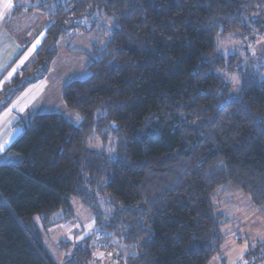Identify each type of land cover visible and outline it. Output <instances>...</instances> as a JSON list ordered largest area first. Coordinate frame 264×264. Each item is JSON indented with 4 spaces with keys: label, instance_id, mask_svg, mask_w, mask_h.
Listing matches in <instances>:
<instances>
[{
    "label": "trees",
    "instance_id": "trees-1",
    "mask_svg": "<svg viewBox=\"0 0 264 264\" xmlns=\"http://www.w3.org/2000/svg\"><path fill=\"white\" fill-rule=\"evenodd\" d=\"M38 1L51 23L34 61L2 83L0 114L86 27L89 75L62 89L79 123L56 112L17 122L8 152L20 161L0 164V264H58L44 232L75 217L73 200L94 229L58 242L63 264H101L94 253L108 247L119 264H209L229 221L218 193L264 208V0ZM225 35L244 56L218 51Z\"/></svg>",
    "mask_w": 264,
    "mask_h": 264
},
{
    "label": "crops",
    "instance_id": "crops-1",
    "mask_svg": "<svg viewBox=\"0 0 264 264\" xmlns=\"http://www.w3.org/2000/svg\"><path fill=\"white\" fill-rule=\"evenodd\" d=\"M29 4L26 0H0V90L3 82L9 81L18 71L32 61L35 52L42 43L43 31L50 24V18L43 11L31 9L33 7ZM33 15L37 16L35 17V19L37 18L35 25L31 24L33 17H31V20L28 19L29 16ZM90 28L92 27H86L84 32H80L73 39L64 41L65 45L67 44L72 48L65 46L59 50L48 76L28 86L0 114V149H2L0 150V164H12L20 161V156L8 152L9 147L21 135V130L17 126L20 117L25 118L39 113L57 111L56 113H61L66 118L71 116L73 120L70 121L75 123L81 121L77 114L65 107L61 94L67 83L80 79L82 73L87 71L89 61L86 52L89 53L93 39L92 31H89ZM97 28L99 29V27ZM38 40L39 43H37ZM72 43L79 46V49H73L76 46ZM33 45H35V48H33ZM58 58L64 63L65 69L68 71L67 74L73 77L67 83H61L63 78L51 79L54 62ZM5 67L7 68L5 69ZM55 107L58 109H55ZM89 229H91L90 232L94 229V222L93 228L89 227ZM82 237L83 233L78 235L79 240ZM103 252L96 250L94 254L96 258H101Z\"/></svg>",
    "mask_w": 264,
    "mask_h": 264
},
{
    "label": "rangeland",
    "instance_id": "rangeland-1",
    "mask_svg": "<svg viewBox=\"0 0 264 264\" xmlns=\"http://www.w3.org/2000/svg\"><path fill=\"white\" fill-rule=\"evenodd\" d=\"M65 1L67 2L70 0H65ZM33 3L36 5L39 3V1L36 0ZM33 3H30L29 5L32 7ZM50 7H52L50 10L54 8L53 6ZM33 9L42 11L41 9H36V8ZM49 12L50 11L48 12L43 11V13H45V15H47L48 17H49ZM31 17H33L32 18L33 22L31 24L35 25L37 21V18L35 19V17L37 16L36 15L29 16L28 19L31 20ZM86 22L87 24L89 23L88 21ZM100 26H103V28L106 29V32L108 33L111 32L112 28L114 27V22L112 21V19H105L103 20V23ZM84 31L85 30H83V32ZM27 34L28 33L26 32V35ZM43 35H44V31H43ZM20 44L22 43L20 42ZM72 45L76 46L75 43H72ZM41 46L42 43L40 47ZM40 47L38 48V50L40 49ZM69 48L72 47L69 46ZM73 49H79V46H76ZM217 49L224 56H229L233 54H240V55L243 54V56L245 55V49L243 48V44L241 40L230 35H225L218 40ZM249 51L252 53L253 48H250ZM34 56L32 58V61H30V63L26 67H28L34 61ZM252 60L253 63L255 64V68L256 69H258V67L260 68L261 61L258 60V58L255 55H253ZM250 62L252 61L250 60L248 61L247 58L244 59V64L247 69L251 68ZM10 66L12 67V65ZM6 68L7 67H5V69ZM67 73L68 71L65 69L64 63L59 58L55 60L54 71L51 75V79L55 80V78H60V79L63 78V81L61 83H67L69 82L68 80H71L70 78H73L72 75H68ZM88 75L89 73L85 71L82 73L81 77L79 78L82 80L87 78ZM226 79L232 82L233 93H236L239 88L238 87L240 80L239 75L233 73L227 74ZM55 109L58 108L55 107ZM68 118H70L69 120H73L71 116H69ZM97 147L99 148L100 145H98ZM72 204L77 211V215L75 216V218L65 223H61L54 227H51L44 232L45 245L50 251V253L54 254V257L57 259L58 264H63L64 262L63 260L64 254H62L59 250H57L58 242L61 240L74 241L76 234L79 232V230L82 227L86 228L87 230V231L85 230L86 233L90 232L91 229L88 230L89 227L93 228V222H92L93 217L91 212L77 200H73ZM214 206L218 207L217 210L220 213L224 214L225 217L229 219V221L222 228V231L225 234L226 238L221 247L220 253L215 258L212 259L210 264H249V262L258 261L256 260L257 257L264 255V247H263L264 246V208L261 209L255 207L248 196L235 190H232L225 194L219 192L214 200ZM96 238L102 240V235L99 233L96 235ZM250 247L256 248L257 250H260L262 252L259 254H254L253 256L247 258L246 254L248 253ZM113 250L115 249L113 248ZM113 250H111V252L109 250L108 251L105 250L102 254V257L96 259L102 261L101 264L125 263L124 260L121 259V257L117 256L118 255L117 251L114 252ZM107 252L111 254L108 255Z\"/></svg>",
    "mask_w": 264,
    "mask_h": 264
},
{
    "label": "snow or ice",
    "instance_id": "snow-or-ice-1",
    "mask_svg": "<svg viewBox=\"0 0 264 264\" xmlns=\"http://www.w3.org/2000/svg\"><path fill=\"white\" fill-rule=\"evenodd\" d=\"M37 43H39V40L37 41ZM33 48H35V45H33ZM0 150H2V149H0Z\"/></svg>",
    "mask_w": 264,
    "mask_h": 264
},
{
    "label": "built area",
    "instance_id": "built-area-1",
    "mask_svg": "<svg viewBox=\"0 0 264 264\" xmlns=\"http://www.w3.org/2000/svg\"><path fill=\"white\" fill-rule=\"evenodd\" d=\"M99 239V238H98Z\"/></svg>",
    "mask_w": 264,
    "mask_h": 264
}]
</instances>
